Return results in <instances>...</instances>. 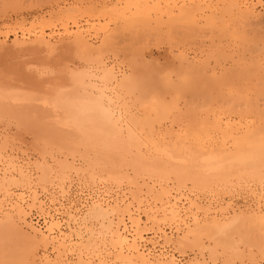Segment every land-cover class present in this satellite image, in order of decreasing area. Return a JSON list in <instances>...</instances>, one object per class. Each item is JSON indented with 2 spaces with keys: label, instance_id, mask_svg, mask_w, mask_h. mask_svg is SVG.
I'll return each mask as SVG.
<instances>
[{
  "label": "bare ground",
  "instance_id": "1",
  "mask_svg": "<svg viewBox=\"0 0 264 264\" xmlns=\"http://www.w3.org/2000/svg\"><path fill=\"white\" fill-rule=\"evenodd\" d=\"M0 1L2 3V0ZM13 1L14 2L10 0L9 2L8 0L6 1L7 3L4 2L6 5L3 3L4 6L2 4L0 5V10L5 11H0L2 15H6L7 12L11 10L10 8L14 9L20 6L16 4L19 2L16 0ZM47 1L50 2V0ZM131 3L132 4L130 5L129 3V5L131 7L134 5L133 8H135L138 13L143 14L150 9V6H147L149 4L146 5L145 1L134 2L133 0ZM7 5H9V7H7ZM94 9H92V7L88 8L83 13H75L73 9H70V11L67 10L64 17H56V19H50V21L41 20V22H32L30 25H27L28 22L26 23L23 19V21H17L18 23H15V21L13 22L14 24L4 23L0 25V39L1 37L5 38V40H0V118L5 119L9 117L12 120H16L19 122L17 125L21 124L23 127L26 126V130L30 129V131H32L31 133H33V135L35 134L34 136H36V138L39 137L35 132L38 122L44 121L47 122L48 125L51 124L52 131L45 135L44 128L46 127H43V130L41 127L39 128V131L41 129V133L44 131L42 133L44 136H42V138L41 136L39 137L40 140L45 142L43 137H47V141H51V144L53 141H59L54 140L56 137L60 136V139L65 137L68 138V136L76 137L77 133L83 134V137L87 135L86 140L95 138L98 141H90L91 144L97 143L99 145V143L102 142L105 151V155L103 154V156L107 164H110V171L112 173H107L108 177L112 178L109 180L117 181L116 178H118L120 181H117L116 184L123 183V181L126 180L128 186L131 185L135 189L134 193L130 192L133 194V196L131 195L133 199H120L119 197L108 198L109 194L107 198L102 197V195L101 197L96 196L95 198L91 196L93 199L85 201L86 203L84 206H86V209L84 210V206L82 208H79V206L73 207L74 205L62 207L63 204H61L59 207L54 197L52 198L53 202L51 201L52 204H47L45 203L46 201L44 202V200L38 197L41 196V194H37L40 190L37 191L35 188L36 190H34L37 192L34 193L32 199L26 200V196H24L25 193H23L24 191L17 193L16 190H14L15 187L26 188L37 184L50 185V183L53 182H66L69 179L68 177L72 175L70 171L75 168L74 160L76 159L73 158L75 156L74 151L78 152L76 153L77 155H79V151H77V149L72 151L73 154H71V156L73 157H68L74 159V163L72 164L66 157V160L56 157L57 155L52 152V149L55 150L57 147L51 148V144L49 145L51 149L47 146L41 147L42 156L44 158L46 156L52 157L54 159L53 161H57V164H50V161L48 160V163L44 158L42 159L45 162L43 160L41 161L40 158L39 161L33 162L34 166L32 168L34 169L31 170L29 166H31L32 163H27L28 165H19L10 155L8 158L11 157L13 160L1 157L5 148L0 147V157L5 159H0L3 163V166L0 165V263L107 264L105 260L109 261L108 259H110L112 260L110 261L111 264H113L112 262L115 264H183L175 253L161 250L160 248L158 249V246H161L163 242L165 246L167 244L174 245V247L180 250L182 255L189 249L201 253L203 261H201V259L198 260L199 258H196V256L194 260L197 262L191 260L187 264H208L207 257H205L207 254L209 255L208 258L210 261L214 264H238V260L248 257H245L243 253L240 254V249L242 247L241 241H244V239L238 241L236 238L237 241L234 240L231 243L229 241L233 240L234 237L231 240H228L231 236L227 237L228 242L224 240V237L228 236L231 229L232 231H235V228L237 229V227H232L233 223L236 225L239 219L244 220L247 217L243 218L242 215L238 213L237 215H233L232 219H228V215L225 219L217 215L218 217L213 216L211 219L209 217L203 220L194 213H192L194 215L188 217L182 210L184 207L181 208L179 205L177 198H172V190L170 191V189H172L171 187L173 186H170L169 189L168 186H166L168 184L165 182L168 180L172 183L175 182L178 189L188 184H191L194 188L202 189L205 186L209 188L208 185L211 183L214 184V187L218 183H221L219 184L220 186L224 183L228 185V183H231L230 179L232 178L241 179L239 180L240 182L243 178H251V180L256 179L259 181L263 180L264 51L256 56V60H254L255 57H252L251 61H247L245 57L237 53H232V55L228 54L230 57H226L227 55L223 47H219L220 50L216 48L217 51L208 53L203 59L201 58L202 56L190 57L186 52H181L175 61L177 62V66L173 64L172 67L167 69V71L165 70L163 73L161 71L162 69H159V71L156 69L158 67H155L157 64L154 65V61H152V63H147L149 68L142 70L140 64L142 63L143 65L144 62L148 60L141 58L143 62H139L140 60L134 59L130 54L125 58L126 62H128L127 66L130 72H123V70H120V67L118 68L119 71H117L115 68L116 66H110L112 64L109 65L107 63L109 60L107 62L103 61L102 55L105 54V52H107V54L112 52L114 56H117V49L115 50V44H117V42L114 38L117 39L118 36L120 37V34L121 36L126 35L122 33L128 32L130 28L128 30H125L126 28H121L120 31L118 30L119 27L115 31V33L119 32L118 34L116 33V35H114V32L111 33L115 36L114 38L107 32V34H109L108 38L106 41H104L105 38H103L102 41L104 42H101L103 43L102 46H98L99 48L93 46L90 42L92 38L90 36V38H88L90 33L87 34L86 32L88 29L86 30L84 25L77 20L79 17L77 19L76 17L81 15V18L86 16L96 19L100 17L99 15H101V13L103 15H109L110 17V14H107V12L103 13L100 10H95L101 12H98V17H95L96 12H94ZM234 9L240 14V19H243V17L248 20L256 18V20L259 21V19H257L258 13L256 14L255 11L248 7L244 8L240 0H228L224 11L231 13V10ZM61 13L65 12L62 11ZM190 14H192V11L189 8L183 7L179 9L176 16L175 13L172 12V19L170 18L171 23L170 19L168 24L166 23L169 25L167 31L171 32L174 30L175 25L171 26L174 24L173 22L181 18H186ZM111 16H113V13H111ZM262 16H264V14H262ZM136 21H139V19L136 18ZM71 23H73V25H71ZM94 23L92 24L94 25L92 26L94 27L91 29L92 31H94L96 29L95 26L99 24L95 25ZM99 25L102 26V30L97 29L99 31L108 29V23H106L105 26L101 23ZM46 30H51V32H46ZM187 30L195 32V27L190 25ZM233 30V33L228 32V36L233 37V40L234 37L235 39L240 37V39L243 40V35H239V31ZM11 32L15 34V38L9 41L8 37ZM19 32L21 34H19ZM32 32L34 33L32 34ZM151 32L153 33L154 31L151 30ZM228 36L225 37L229 38ZM122 41L123 40H120L118 43H123ZM244 54L243 52V55ZM75 56L89 59H87V61L85 59V64H78V62L69 63L68 60L71 59L76 61L78 57ZM103 56L107 55L105 54ZM81 58L78 60H81ZM174 59L171 60L172 63H174ZM229 59L232 61V64L226 66L225 62L227 64L230 63L227 62ZM88 60L91 62L93 61L92 63L95 64L87 65L86 62L91 64ZM170 63L169 60V64ZM144 67H146L145 64ZM210 70L213 75L209 74ZM217 70L220 71V77L216 76L219 73L215 74L218 72ZM214 76L215 78H213ZM199 86H202L200 87L202 91L197 95L196 99H200L203 104L198 108L191 107L188 100L184 98L192 94ZM223 88L227 91H222ZM131 99L133 100L132 103H130ZM183 99L186 103L184 105H187L185 112L183 111L184 113L181 112L182 109L179 108L178 105ZM128 103L132 104V107L137 104H141V107L144 105L146 109V111H144V117L138 118V114L136 115L137 117L134 115L135 113L131 114L129 108L131 105L129 106ZM29 104L33 106L28 107ZM183 108H185V106ZM199 108L202 109L198 110ZM169 118L172 119L169 120ZM6 120H8V118ZM162 120L172 121V126L170 128L166 126L167 128L163 129L161 126ZM173 124H177V128H174ZM9 127L11 126L9 125ZM10 129L11 128H9V132L11 131ZM26 130L24 131L26 132ZM2 133L5 134V132ZM2 133L1 135H3ZM23 135L24 134L21 136ZM8 137H4L5 140L7 139L6 143L3 144L4 146L6 145V149L8 145L13 146L11 143H7L8 140H11L8 139ZM24 137L25 136H23V138ZM13 138L16 137L14 136ZM80 138L78 137V139ZM64 140L67 142V139ZM64 140L61 141L65 142ZM11 141H14V139ZM21 141H19V144H21ZM16 142L17 140H15V145ZM31 143L35 149L39 144H36V141L35 143ZM76 143L77 142H75V144ZM83 143L77 146L83 147ZM40 145L42 146V143ZM68 145L65 143L60 146L59 144L58 147L60 149H70ZM21 147L18 146L17 148L22 149ZM31 147L32 146H30V148ZM18 150L19 149H17V151ZM90 150L93 149L84 151L89 152ZM18 152H20V150ZM56 152L58 153V151ZM92 153H94V151H92ZM38 157H40V155ZM18 158L22 161L26 160L20 159V157ZM93 158L94 157H91L92 160ZM101 158L97 157L96 159L99 161L98 159ZM91 159L90 162L92 161ZM92 163L94 164L95 161L91 162L89 165ZM80 164L82 165V163ZM77 167L78 166H76V169H78ZM93 168L97 169L95 167ZM74 171L75 170H73V172ZM83 172L85 173V171ZM92 172H94V174L90 172L92 177L90 175L89 177L95 179L94 177H97L95 173L97 172H95V170ZM84 177L81 179H85ZM86 178H88V176ZM104 179L107 180L108 178ZM247 179L245 181H249ZM100 180L102 179L99 178V181ZM243 183V186L247 188L246 185L248 186L249 182L246 185V182ZM86 184H88V182ZM119 185L121 186V184ZM213 186L210 185L211 188ZM193 187L191 191L195 190ZM47 188V190H49V187ZM249 188L251 189L252 187ZM61 189H63V187H61ZM190 189L191 188H189V190ZM262 189V191H264V187H262ZM130 190L132 189H129V191ZM61 191L62 190H60V192ZM41 192H43V189ZM64 192V194L68 193H66V190ZM102 192L104 193L106 190ZM190 193L194 195L193 192ZM252 193L250 194L252 195ZM119 194L117 195L121 196ZM122 194L126 195L124 192ZM61 195L63 194L61 193ZM253 195H255V193H253ZM57 196L59 197L58 193ZM63 196L65 197V195ZM260 198L261 197L255 200L258 204L256 207L246 208L240 212L248 214L250 223L253 221L252 224L255 222L259 224V221H261V225L263 226L264 198L263 200ZM68 199L70 198L68 197ZM187 199L190 198L187 197ZM82 200L84 201V199ZM190 201L193 208L196 207L198 210L202 208L201 205L199 206L197 204L198 202L191 199ZM252 202L253 204L255 203L254 201ZM27 203H30L28 206L29 208L31 207V210L34 207L39 210L38 217L43 219V225H36L38 222L32 224L28 221L31 211L28 212V207H26ZM185 203L183 204L185 205ZM77 204L79 203H75V205ZM227 207L229 208V205H227ZM205 211L212 214V209L210 210V208ZM218 211L222 210L220 209ZM232 211L235 212L234 209H232ZM223 212L225 214L224 210ZM207 214H205V216H207ZM239 215L242 218H240ZM244 221L247 222V219ZM250 223L249 225L253 228L249 227V229L255 230L264 228V226H254V224L252 225ZM166 225H168V227ZM240 227L243 228L242 225ZM236 232H238L236 234H240L239 231ZM148 234L153 236L149 238ZM241 236L238 235L237 237L240 238ZM244 243L246 246L250 245L249 242L244 241ZM162 246L164 247V245ZM246 246H244V248ZM50 247H53V251H51L53 255L49 253ZM263 248L264 247L259 249L262 251L264 250ZM17 249L25 252L17 251V256L21 254V256H23L22 258L17 257L16 254L13 253V251ZM40 249H42V251L44 250V253H42L41 257L37 258ZM249 249L252 250L251 247H249ZM261 251L259 252L260 254L262 253ZM249 253L250 258H247L248 261L251 259L254 260L257 253L251 255V253L254 252H248L247 254ZM76 255L78 256V261L75 262L73 260ZM262 257V260H264V255ZM258 260H261V258ZM258 260H254L252 264L258 263ZM242 261L246 260L244 259Z\"/></svg>",
  "mask_w": 264,
  "mask_h": 264
},
{
  "label": "rangeland",
  "instance_id": "2",
  "mask_svg": "<svg viewBox=\"0 0 264 264\" xmlns=\"http://www.w3.org/2000/svg\"><path fill=\"white\" fill-rule=\"evenodd\" d=\"M6 1H8V0H6ZM6 1L2 0V3L4 4V2H6ZM11 1L14 2L13 0H11ZM16 1L19 2V3H16V4L20 5V6H18V8L17 7L14 8V9L10 8L11 10H9L6 15H2L0 13V25H3L4 23H13L15 21H16L15 23H18V22L23 21V20H25L26 23L28 22L27 25H30V23H32V22H41V20L50 21V19L51 20H54V18L56 19V17H62V16L64 17V14H66L67 10L70 11V9H73L75 13H83L88 8H91L92 7V9L95 8L94 9V12H96V16L95 17H98L97 13L98 12L101 13L100 11H102L103 13L104 12H107V14H110V17H109V15H103L101 13V15H103V16L99 15L100 17L99 18H96V19H92V18H89V17H86V16H83V18H81V15H78L76 17V19L79 17L77 20L79 22H81L82 25H84V27H85L86 30L88 29V31H86L87 34L90 33L88 35V38H90V37L92 38V39H90V42L92 43L93 46H95L97 48H99L98 46H100V45L102 46L103 43H101V42L106 41L107 38H108V35L111 34L112 32L115 33L116 29H118L119 27L120 28L118 30H120L121 28H126L125 30H128L130 28L128 32L122 33V34H126V35L121 36V34H120V37L117 35L118 36L117 39L114 38L115 37L114 35H116V33L118 34L119 32H116L114 35L111 34L112 37L114 38V40H116V42H117V44H115V50L117 49V52H118V55L117 56H114L112 54V52H109V54H107V52H105V54L107 56H103L105 54L102 55L103 61L107 62L109 60L107 63L109 65L112 64L110 66H114V67L116 66L115 68H116L117 71H119L118 68L120 67V70L121 71L123 70V72H127V71L130 72V69L127 66L128 65V62H126V60H125V58H127L126 56L127 55H130V54L133 56L134 59H137L138 61L140 60L139 62H143V61H141V58H143V59L145 58L146 60H148L147 62H144V64H145L146 67H144V64L143 65H142V63L140 64V67H142L141 68L142 70L149 68L147 63H152V61H154L153 64L154 65L157 64L155 67H158L156 69H158V71H159V69H162L161 71L163 73V72H165V70L167 71V69H169L170 67H172L173 64H174V66H177V62H175V61L179 57V55H180L181 52H186L190 57H196V56L201 57L202 56L201 58L203 59L204 57H206L208 55V53H213V51H217L216 48L219 49V47H221V48L223 47V49L225 50L224 52H226L225 54L227 55L226 57L229 56L228 54H231L232 55V53L233 54L237 53L238 55L245 57V59H247V61H251L252 60V57H255L254 60H256V56L259 53H261V52L264 51V16H262V14H264V0H240L242 6H244V8L245 7H248L250 9H252L253 11H255L256 14L258 13L257 14L258 15V18L257 19H259V21L256 20V18H254L253 20H251V19L248 20V19H245L244 17H243V19H240L241 16L238 13V11H236V9L231 10V13H229L228 11L225 12L224 10L226 9V3L228 2V0H134V2L135 1H143V2L145 1L146 2V5L149 4L147 6L148 7L150 6V9L149 10L147 9L148 11L147 12L145 11L146 13H143V14L142 13H138L136 11V9L133 8L134 5H133V7L130 6L132 4L131 1L133 2V0H50V2L47 1V0H16ZM46 1H47V3H46ZM9 2H10V0H9ZM55 2H58V3H55ZM2 3L0 1V5ZM129 3H130V5H129ZM4 5H6V4H4ZM9 5H7V7H9ZM182 7L183 8H189L192 11V14H190L186 18H181V19H178L176 22H173L174 24H172L171 26L175 25L174 26L175 28L173 27L174 30L171 31V32H168L167 31V27L169 25H167V24L169 22V19L171 18L172 12L175 13V16H176L178 14V12H179V9L182 8ZM0 8H1V6H0ZM2 8H4V7H2ZM79 8H81V9H79ZM5 9H3V10H5ZM7 10H8V8H7ZM95 10H100V11H95ZM170 10H172V11H170ZM0 11H2V10H0ZM62 11H64L65 13H61ZM78 11H80V12H78ZM2 12H5V11H2ZM74 12H72V13H74ZM111 13H113V16H111ZM3 14H5V13H3ZM139 15H141V16H139ZM104 16H105V19H104ZM147 16H148V18H147ZM5 17H7V18H5ZM100 18H102V19H100ZM136 18H138L139 21H136ZM149 19H151V20H149ZM171 19H170V23H171ZM93 20H94L95 23L93 22ZM93 23L95 25L98 24V23L99 24L101 23L104 26H105L106 23H108V29H109V31H108V29L105 30V31H101L102 30L101 29L102 26L99 25V24H98V26H95L96 29L94 31H92L91 29L94 28V27H92V26H94V25H92ZM89 24H91V25H89ZM71 25H73V23H71ZM129 25H131V26H129ZM190 25H193L195 27V30H194L195 32H193L191 30H189V31L187 30L188 29V26H190ZM86 26H88V27L90 26V27L88 28ZM121 26H123V27H121ZM139 26H141V27H139ZM28 27H30V26H28ZM144 27L147 28V29H145ZM156 27H157V29H156ZM149 28H153V29H149ZM219 28H220V30H219ZM97 29H101V30L99 31ZM233 29L239 31L238 32L239 35L242 34L244 36V37L242 36L243 40L240 39V37H237V39H235V37H234V40H233L232 39L233 37L228 36V32H232L233 33V31H234ZM151 30H153L154 32L152 33ZM17 31H20V30H17ZM157 31H159V32H157ZM46 32H51V30H46ZM107 32L109 34H107ZM33 33L34 32H32V34ZM158 33H160V34H158ZM224 33H225V36H228L229 38H226L224 36ZM19 34H21V33L19 32ZM137 35H139V36H137ZM229 35H230V33H229ZM14 38H15V34L11 32V34H9V37H8L9 41H12ZM103 38H105L104 41H102ZM119 39L120 40H123L122 41L123 43H118V42H120ZM0 40H5V38L4 37H1ZM219 43H221V44H219ZM243 52L245 53L244 55H243ZM203 55H205V56H203ZM113 56H114L115 59L113 58ZM75 57H78V56H75ZM75 57H74V59H75ZM174 57H175V59H174ZM80 58H81V56L78 57V58H76V61L75 60L73 61L72 59L71 60H68V61H69V63L78 62V64H85V59L86 58L85 57L81 58V60H83L84 62L81 61V60H78ZM172 58L174 59V63H172V61H171V60H173ZM87 59H89V58H87ZM87 59H86V61H87ZM169 60L171 62L170 63L171 65L169 64ZM88 61L91 62L90 60H88ZM92 62H91V64H88V62H86V64L87 65H94L95 63H92ZM112 62H114V63H112ZM227 62H230V63L227 64L225 62L226 66H229V65L232 64V61L230 59ZM225 64H223V65H225ZM122 65H123V67H122ZM159 65H160V67H159ZM213 66H214V64H213ZM217 71L218 72H216L215 74L219 73L216 76L217 77H220V71L219 70H217ZM209 74L213 75V73H212L211 70L209 71ZM213 78H215V76ZM200 87H202V86L197 87V89L192 94L187 95V97L184 98V99L188 100V102H189V104H190L191 107L198 108V107H201L200 105L203 104L202 101H200V99H196L197 98V95L200 94L201 91H202V89ZM225 90L226 89L223 88L222 91H225ZM224 93H226V92H224ZM129 99H130V97H129ZM184 99L179 102L180 104L178 103L179 108L182 109L181 112H183V111L185 112V110L187 108V105H184V104H186ZM168 100H170V99H168ZM132 101L133 100L131 99L130 100V103H132ZM130 103H128L129 106L131 105V107H129L130 110H131L130 113L131 114L132 113H135L134 114L135 116L138 114V116H139L138 118H143L144 117V111H146L144 105H142L144 107V109H143V107L140 106L141 104H137L135 106L133 105V107H135V108H133L132 107V104H130ZM31 106H33V105L32 104H29L28 105V107H31ZM184 106H185V108H183ZM138 108H140V109H138ZM201 109L202 108H199L198 110H201ZM183 113H181V114H183ZM141 115H143V116H141ZM7 118H8V120H6ZM171 119L172 118H169V120H171ZM4 120H5V122H4ZM167 120H162L161 121V126L163 127V129H166L167 127L170 128L172 126L171 125L172 121H167ZM15 121L16 120H14V119L12 120L9 117H6L5 119H1L0 118V129H1V131H0V139H1L0 140V143H1L0 144V147H4L5 148V149L2 148V149H4L3 150L4 152L2 153V156L1 157L8 158V156L10 155L11 157L14 158V160H16V163L19 164V165H21V164L22 165L23 164L24 165H28L27 163H32L31 166H29V167H31V170H32V169H34V168H32L34 166L33 165L34 164L33 162L39 161L40 158H41L40 160L42 161L43 160L42 158H44L42 156V153H41L42 150L40 148L41 147H44V146H47L49 149L54 148V147L55 148L57 147L55 150L52 149L53 150L52 152L55 153V155H57L56 157H59L60 159H64V160L68 159L70 163L72 162V164L74 163L73 162V160H74L73 158H75L76 160H74V161L77 164L76 165L74 163V167L75 168L73 170H75V171L74 172H73V170L70 171L72 175H71V177L69 176L68 177L69 179L66 182H64V183H61V182H59V183L58 182H53L55 184L50 183L51 186L50 185H47V184H41L42 186L39 185V184H37V185L31 186V187H26L27 189L26 188H23V187H15L14 190H16L17 193H19V192L21 193V192L24 191L23 193H25L24 196H26V200L32 199L34 193H36L38 190H40V191H38L37 194L38 195L41 194V196H38L41 200H44V202L46 201L45 203H47V204H52V202H53L52 201V198L54 197V198H56V201L55 202H56L57 205L59 204L58 205L59 207L61 206V204H63L62 207H70V205H72V206L74 205L73 207L79 206V208H82L85 205V203H86L85 201H87L88 199H91L92 200L96 196L97 197H101V195H102V197H106V198L109 196L108 198H118L119 197L120 199H126V198H130L131 200L133 199V197H132L133 194H131L130 192L134 193L135 189L130 184H129L130 186H128L126 180L123 181L124 180L123 179L122 180L123 183H117V184H116V182L117 181H120V180H118V178H116L117 181H115V180H112V181L109 180V179H112V178H109L108 177V174L111 173V171H110V164L109 163L107 164L106 160L104 159L103 154H104L105 151L103 149L104 147H103L102 142L99 143V145L97 143H92V144L95 145L94 146V145L91 144V142H93V141L94 142H98L95 138H94L95 140L92 139V138H90L91 140H89V139L86 140L87 135L85 137H83L82 136L83 134L77 133V136H76L77 139H76V137H73V136H68V138L65 137V138L60 139L61 137L59 136V137H56V139H54V140H59V141H56V142L53 141V143L51 144L50 143L51 141H47V139H46L47 137H43L44 138L43 140H45V142L44 141H41L40 138H39L40 136L42 138V136H44L45 134H47L50 131H52L51 130V127H52L51 124L48 125V123L47 122H44V121L43 122H38L36 124V131L35 132L39 136V137H37L38 138L37 139L36 136H34L35 134L33 135V133H31L32 131H30V129L26 130L27 127L26 126L23 127L21 124H18L19 125L18 126L17 123H19V122H17V121L15 122ZM40 123H41V125H40ZM1 124H3V125H1ZM9 125L11 127H9ZM7 127L11 128L10 129L11 130L10 132H9V128H7ZM40 127H41L42 130H43V127H46L47 128V129L44 128L45 129L44 130L45 132L43 131L44 132V135L42 134L43 132L42 133L40 132L41 129L39 131V128ZM173 127L174 128H177V124H173ZM3 128H6L8 130L3 129ZM20 128L23 129V130H21ZM24 130H26V132ZM16 131H17V133H20V134L22 132V134H24L23 136H25V137L23 138V136H21L22 134L21 135L20 134H17ZM2 132H5V134L2 133ZM12 132H14V133H12ZM1 133L4 136L1 135ZM10 135L13 136V137L15 136L16 138L11 137ZM6 136L7 137L9 136L8 139H11V140L14 139V141H11V140H8L7 141V143L9 142L8 144L11 143L13 145V146L8 145V148L7 149L5 147L6 145L5 146L3 145L4 143H6V140H7V139L5 140ZM71 137H73L75 139H73ZM78 137L79 138L81 137V138L78 139ZM69 138L70 139H73V140H70ZM64 139H67V142ZM15 140H17V142H18V144L16 142V145H15ZM61 140L62 141L64 140L65 142H62ZM68 140H69V143H68ZM74 140H76V141H74ZM77 140H79L80 142L77 141ZM82 140L84 141V143H83ZM19 141H21V144H19L20 143ZM35 141H36V144L39 143L36 146L37 147L36 149L33 147V145H31L32 144L31 142L35 143ZM39 141L42 143V146L40 145L41 143ZM75 142H77V143L75 144ZM65 143H66V145L69 144L68 147H70V149H68V148L65 149L64 148L65 149V151H64V149L61 148L62 149L61 150L58 147V145L60 144V146H62ZM79 143H81V144H79ZM82 143H83V147L77 146V145H82ZM22 144L24 145V147H23ZM50 144L52 145L51 148L49 146ZM87 144H88V146H87ZM18 146L19 147L22 146L21 147L22 149L17 148ZM30 146H32V147L30 148ZM12 147H14V148H12ZM9 148H11V149H9ZM79 148H80V150H79ZM17 149H19L20 152H18L19 150L17 151ZM76 149H77V151H79V155L76 154L78 152H75L74 151ZM89 149H93V150H90L89 152H86ZM81 150H83V151H81ZM84 150H86V151H84ZM23 151H24V153H23ZM56 151H58V153ZM67 151H69L70 153L67 152ZM72 151H74V153H75L74 154L75 155L74 157L71 156V154H73ZM92 151H94V153H92ZM80 152L82 153V155H81ZM4 153L5 154L8 153V154L5 155ZM65 153H67V154H65ZM31 154H33V155H31ZM85 154L88 155V156H86ZM39 155H40V157H38ZM69 156H71L73 158H71V157L68 158ZM1 157H0V159H4V158H1ZM11 157H9L8 159H12ZM18 157H20V159H23V160L26 159V160H24V161L19 160ZM33 157H34V159H33ZM49 157L50 156H46L45 157L46 159L44 158V160H47L48 163L50 161V164L51 163L52 164H57V161L56 160L53 161L54 159L52 157H50V159H49ZM65 157H66V159H65ZM76 157H78V158H76ZM83 157H85V158H83ZM91 157H94L93 160L91 159ZM95 157L96 158L97 157L98 158L103 157V158L98 159L99 161H101V162H99V161H97V159ZM88 158H89V160H88ZM83 159H84V162H83ZM90 159L92 160L91 162L95 161V163H97V164H95V163L93 164L92 163L91 165H89L91 163L90 162ZM102 159H104V160H102ZM51 160H52V162H51ZM29 161H31V162H29ZM80 163H82V165ZM0 165L3 166V163L1 161H0ZM76 166H78L77 167L78 169H76ZM93 167H95L97 169H94ZM101 168H103V169H101ZM94 170H95V172H97V173H95V175L97 176V177H94L95 179L91 178L92 176L90 175V172L94 174V172H92ZM79 171H81V172H79ZM83 171H85V173ZM105 171H106V173H105ZM82 173H84V174H82ZM89 175L91 177H89ZM87 176H88V178H86ZM103 176H104V178H108V179L107 180L104 179ZM82 177H84L85 179H81ZM99 178H101L102 180L99 181ZM114 179H115V177H114ZM246 179L243 178L242 181L240 182L239 180H241V179L238 180L237 178H232V179H230L231 180V183H228V185H226V183H224V184H222V186H220L219 184H221V183H218V184L215 183L216 184L215 187L213 186L214 184L211 183L210 185L213 186V187L211 188L210 185H208L209 188H206V186L204 187L206 189H204V188L201 189V188H196V187L194 188L191 184L182 186L183 188L180 187L178 189L177 188V185L175 184V182L172 183L170 180H168L170 182L166 181L165 183L168 184L166 186H168L169 189H170V186L176 187V188L171 187L172 189H170V191L172 190L171 191L172 192V198H174V199L177 198V201L179 202V205L181 206V208L184 207V209H182V210L184 211V213H186L188 215V217L196 214V216H199L200 218H202L204 220V219L209 218V217L211 219L213 216H217L218 215V216H220V218L222 216V218L225 219V218H227V215H228L229 216L228 219H232L233 218L232 216L233 215H237V213L240 214V215H242L243 218L244 217H247V218H245V219H247V222L244 221L245 219L244 220L239 219L238 222H236V225L233 223V225H235V226L232 225V227H234V228L237 227V229L235 228V231L234 230L232 231V229L230 228L231 229V232L228 231L229 232L228 233V236H225L224 237L225 238L224 240L227 241V237H229V236H231V237H229L228 240H231L234 237L233 240L229 241L231 243L234 240L235 241H237V240L238 241H241V240L244 239V241L250 243V245H248V246L251 247L252 250L249 249L248 246H246V244L244 243V241H241V246L242 247L240 249V254L243 253L245 255V257L246 256L249 257L250 256V253L249 254H247V253L248 252H254V253H251V255H255V253L258 254V256L256 254V256H255L256 258L253 256L254 257V260H256V259L258 260L259 258H261V260H262L263 259L262 256L264 255V253H263L264 250L261 251L259 248L264 247V233H263L264 232V228L263 229L261 228L262 230L260 228L255 229V230L251 229L253 227H251L249 225L250 221L248 219V217H249L248 214H245V213L240 212V211L243 210V209H246V208H251V207L254 208V207H256L258 204L256 203L257 201H255V200H258L259 197H261L262 200H263V198H264V191H262L263 190L262 187H264L263 186L264 185V178H263L262 181H259V180H256V179H252L251 180V178L250 179L249 178L247 179L249 181H245ZM80 180H81L82 183L80 182ZM93 180H95V181H93ZM132 180H133V178H132ZM232 181H233V184H232ZM87 182H88V184H86ZM234 182L238 183L239 185L236 184V183H234ZM243 182H246L245 185L248 184V182H249L248 186L246 185L247 188H245L243 186L244 185ZM57 183H58V185H57ZM59 184H61L62 186L59 185ZM64 184L67 185V186H65ZM119 184H121V186ZM252 184H253V186H252ZM44 185H46V186H44ZM174 185H176V186H174ZM186 186H188L191 189L189 190V188L186 187ZM223 186H225V187H223ZM43 187H45V188H43ZM47 187H49V190H47L48 189ZM61 187H63V189H61ZM192 187H193V189L196 190V192H195V190L191 191L192 190ZM249 187H252V188L250 189ZM259 187H261V188H259ZM35 188L37 189V191H35L36 190ZM38 188H40V189H38ZM86 188H88V189H86ZM42 189H43V192H41ZM78 189H79V192H78ZM129 189H132V190L129 191ZM60 190H62V191L60 192ZM65 190H66V193L68 192L67 194H64L65 193L64 192ZM105 190H106V192L103 193L102 191H105ZM252 190H253V193H255L256 196L253 195ZM55 191L58 193L59 197L57 196V193ZM175 191L178 192V193H176ZM199 191H200V193H199ZM203 191H206L207 193L206 192H203ZM16 192H15V194H16ZM123 192L126 193V195L125 194H122ZM188 192H189V194H188ZM190 192H193L194 195H191ZM61 193L63 195H65V197L63 195H61ZM99 193H101V194H99ZM119 193H121V194H119ZM250 193H252V195ZM26 194H28V195H26ZM117 194L121 195L122 197L121 196H118ZM183 194H184V196H183ZM91 196L93 198H91ZM68 197L70 199H68ZM182 197H186V198H182ZM187 197L190 198L193 201L198 202L197 204L199 206L201 205L202 208H203V210H202V208H200V210H202V211L198 210L196 207L193 208L190 199H187ZM78 198H80V199H78ZM178 198H179V200H178ZM82 199H84V201ZM199 199H201V200H199ZM91 200H89V201H91ZM180 201H181V203H180ZM252 201H254L255 203L253 204ZM209 202L211 203V205H210ZM213 202H214L215 205L213 204ZM68 203H69V205H68ZM75 203H79V204L75 205ZM183 203H185V205ZM247 203H249V204H247ZM230 204H231V206H230ZM26 205L25 206L28 207L27 208L28 212L31 211L30 212L31 214L29 213L28 221L30 223H32V224L33 223L36 224V222H38L36 225H38V224L43 225L42 224V222H44L43 219H41L40 217H38L39 210L36 209V207L32 208V210H31L30 209L31 207L29 208V206H28V205H30V203H27ZM227 205H229V208L230 209L227 207ZM207 206H209V207H207ZM217 206H219V207H217ZM84 207H85L84 208V210H85L86 209V206H84ZM190 207H192V208H190ZM215 207H217V208H215ZM225 207H227V208H225ZM209 208H210V210L212 209V211H211L212 214L210 212L208 213V212L205 211L206 209H209ZM70 209H72V208H70ZM220 209L222 211H218ZM232 209H234L235 212L232 211ZM223 210L225 211V214L226 215L224 214ZM189 211H191V212H189ZM222 212H223V214H222ZM192 213H194V214H192ZM205 214H207V216H205ZM200 215H202V216H200ZM240 215H239V217H240ZM203 217H205V218H203ZM242 217H240V218H242ZM252 222L250 224H252ZM259 222H260L259 224L257 222H255L257 224L253 223L254 226L260 225V227H263L264 225L263 226L261 225L262 222L261 221H259ZM246 224H247V226H246ZM263 224H264V222H263ZM241 225H242L243 228L240 227ZM166 226L168 227V225H166ZM249 227H251V228L249 229ZM254 228H256V227H254ZM236 231H239L240 234H236V233H238ZM231 233L232 234H235V235H232ZM236 235L237 236L238 235H240V236L243 235L244 238H243V236H241L239 238ZM151 236H153V235L148 234V237L149 238ZM236 238H237V240H236ZM231 243H229V244H231ZM249 243H247V244H249ZM162 245H164V247ZM244 246H246V247L244 248ZM159 248L161 250H167V251H171L172 253H175L178 256V258L181 261V263H183V264H187L191 260H194V258L196 256H197L196 258H199L198 260L201 259V261H203V257L201 255V253H198V251H195V250H190V249L189 250H186L184 252V255H182V253L180 252V250L177 249L176 247H174V245L167 244L165 246V244H163V242L161 243V246L160 245L158 246V249ZM248 249H249V251H248ZM257 250H259V251H257ZM17 251H19V249L13 251V253L16 254V256H17ZM51 251H53V247H50L49 248V253H51ZM260 251L262 252L261 254H263V255H261L259 253ZM19 252H24V251L23 250H20ZM42 253H44V250L42 251V249H40L38 251L37 258L41 257ZM185 253H186V255H185ZM51 254L53 255V253H51ZM22 255H23V253H22ZM208 256H209L208 254L205 256V257H207L208 264H212L213 262L210 261V259L208 258ZM17 257L22 258L23 256H21V254H19V256H17ZM77 257L78 256L76 255L74 257V260L73 261H75V262L78 261V258ZM247 258H244L246 261H242L244 259L238 260V264H242V263L243 264H252V262L254 260L251 259L250 261H248ZM108 260L109 261L105 260L107 262V264H111L110 261H112V260H110V259H108ZM261 260H258L259 262L257 261L258 263H256V262L255 263L256 264H263L264 263V260H262V261ZM194 262H197V261L194 260ZM239 262H241V263H239ZM248 262H250V263H248ZM112 263L115 264L114 262H112ZM0 264H3V263L1 262Z\"/></svg>",
  "mask_w": 264,
  "mask_h": 264
}]
</instances>
